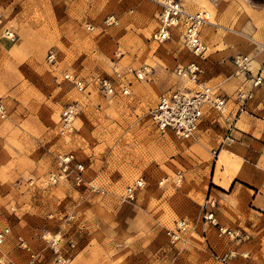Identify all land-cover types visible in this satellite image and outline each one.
<instances>
[{
    "label": "rangeland",
    "instance_id": "rangeland-1",
    "mask_svg": "<svg viewBox=\"0 0 264 264\" xmlns=\"http://www.w3.org/2000/svg\"><path fill=\"white\" fill-rule=\"evenodd\" d=\"M156 1L0 0L4 24L16 34L8 41L0 26V101L7 109L0 118V230L10 229L0 264H225L215 254L231 251V264H264V83L251 81L264 77V0H179L189 11L210 13L198 56L181 29L165 43L152 40ZM109 14L119 25L105 26ZM49 50L57 53L55 66ZM239 56L249 58L246 78L234 73ZM190 60L228 97L231 113L205 106L195 138L183 140L158 130L149 111L161 94L195 86L174 73ZM115 67L129 82L128 95L99 89L98 79H114ZM65 71L86 89L66 83ZM248 89L250 113L234 117L236 93ZM69 103L79 110L73 131L63 134L60 115ZM58 153L82 159L104 191L71 182L40 186ZM219 170L247 173L254 183L234 176L224 188L215 181ZM138 177L145 187L124 202ZM209 196L218 202L216 220L246 238L218 236L204 219ZM183 219L189 241L172 243L166 229Z\"/></svg>",
    "mask_w": 264,
    "mask_h": 264
},
{
    "label": "built area",
    "instance_id": "built-area-1",
    "mask_svg": "<svg viewBox=\"0 0 264 264\" xmlns=\"http://www.w3.org/2000/svg\"><path fill=\"white\" fill-rule=\"evenodd\" d=\"M160 5L158 14V27L152 35V40L158 44H162L170 40L174 34V29H181L182 39L187 48L194 55H201L205 46L200 37V32L203 26L211 24L210 14L207 11L191 12L187 10L179 0H165ZM105 26L119 25V19L115 14H109L104 19ZM0 26L3 30V37L8 41H15L16 34L8 26L4 24L3 16L0 14ZM87 29H93L92 23L87 24ZM47 62L55 66L57 64V53L54 50H49L46 56ZM235 75L246 76L250 72L249 58L247 56H239L234 58ZM115 78L101 77L98 79L99 89L106 95L130 93L129 82H124L123 74L115 67ZM174 73L178 78L189 80L195 86L176 88L161 94L149 111L150 118L158 130L161 132H171L178 139H193L199 129L200 123L204 117V107L209 106L214 111L220 114H230L231 108L229 99L225 95L217 92L214 87L207 84L203 79V71L195 60H190L186 64H178L174 69ZM139 78L143 75L138 74ZM63 80L72 85L78 91L86 89L85 81L77 74L65 71L62 75ZM117 78L118 85L115 84ZM252 87H258L264 83V77L261 73H256L251 76ZM254 98L252 89L239 90L236 93L235 103L236 114L250 113V105ZM79 103H69L65 105L60 115V131L63 134H69L74 129V120L78 114ZM7 109L3 102L0 101V118H6ZM228 120H233L231 117ZM264 121V118H263ZM264 137V128H263ZM88 168L86 163L78 158L73 153H58L55 155V166L49 170L46 175L39 178L40 186L47 187L57 185L61 182H71L78 188H84L92 192H103L94 178L88 176ZM167 179H161L159 182L163 184ZM35 179H30L29 184L33 185ZM146 181L143 177H138L132 183L127 185L122 195L124 202L132 203L137 197L139 190L143 189ZM218 202L216 198L209 196L203 204L204 219L211 222L217 229L219 237H228L233 239H244L239 231L233 228L226 227L216 220V208ZM190 230L189 222L185 219L177 222V227L167 228L166 235L172 243L189 241L188 232ZM8 227L0 230V243H2L9 234ZM54 245L56 241H53ZM57 251V249H56ZM234 255V251L229 254H215V258L222 263L231 264L230 259ZM59 261H65L59 257ZM31 260L30 264H34ZM244 264H252L250 261Z\"/></svg>",
    "mask_w": 264,
    "mask_h": 264
},
{
    "label": "crops",
    "instance_id": "crops-1",
    "mask_svg": "<svg viewBox=\"0 0 264 264\" xmlns=\"http://www.w3.org/2000/svg\"><path fill=\"white\" fill-rule=\"evenodd\" d=\"M227 152V151H226ZM226 174L225 173H221V171H217L216 172V176H215V181L222 187L224 188H228L229 186L231 187V185L233 184L232 178L234 176H239L244 180V177H248L252 180L251 176L249 174H242V173H235L234 171H227L226 170ZM254 182V181H253Z\"/></svg>",
    "mask_w": 264,
    "mask_h": 264
},
{
    "label": "bare ground",
    "instance_id": "bare-ground-1",
    "mask_svg": "<svg viewBox=\"0 0 264 264\" xmlns=\"http://www.w3.org/2000/svg\"><path fill=\"white\" fill-rule=\"evenodd\" d=\"M163 1H165V0H157L156 3L159 4V3L163 2ZM203 11H205V10H203ZM191 12H192V11H191ZM208 13H209V12H208ZM209 14H210V13H209ZM210 23L212 24V21H211ZM177 30H178V29H177ZM141 75H142V74H141ZM220 161H221V160H220ZM220 161H219V162H220ZM244 180L247 181V182H249V183H254L253 180H251V179L248 178V177H244Z\"/></svg>",
    "mask_w": 264,
    "mask_h": 264
},
{
    "label": "trees",
    "instance_id": "trees-1",
    "mask_svg": "<svg viewBox=\"0 0 264 264\" xmlns=\"http://www.w3.org/2000/svg\"><path fill=\"white\" fill-rule=\"evenodd\" d=\"M264 2V1H263Z\"/></svg>",
    "mask_w": 264,
    "mask_h": 264
}]
</instances>
